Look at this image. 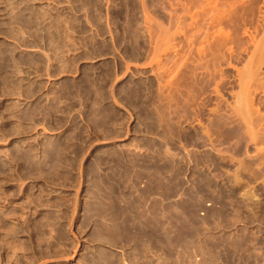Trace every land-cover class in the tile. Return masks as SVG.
<instances>
[{
    "label": "rangeland",
    "instance_id": "obj_1",
    "mask_svg": "<svg viewBox=\"0 0 264 264\" xmlns=\"http://www.w3.org/2000/svg\"><path fill=\"white\" fill-rule=\"evenodd\" d=\"M0 264H264V0H0Z\"/></svg>",
    "mask_w": 264,
    "mask_h": 264
}]
</instances>
